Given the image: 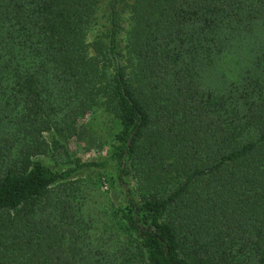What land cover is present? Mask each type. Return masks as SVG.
Wrapping results in <instances>:
<instances>
[{
  "label": "trees",
  "instance_id": "16d2710c",
  "mask_svg": "<svg viewBox=\"0 0 264 264\" xmlns=\"http://www.w3.org/2000/svg\"><path fill=\"white\" fill-rule=\"evenodd\" d=\"M100 1L0 0V264H264V0H132L126 65L109 0L105 81L86 41ZM234 54L238 78L206 87ZM74 96L75 119L101 96L120 128L108 156L55 170L38 156L54 98ZM112 163L124 242L84 260L86 226L57 189Z\"/></svg>",
  "mask_w": 264,
  "mask_h": 264
},
{
  "label": "rangeland",
  "instance_id": "374dc122",
  "mask_svg": "<svg viewBox=\"0 0 264 264\" xmlns=\"http://www.w3.org/2000/svg\"><path fill=\"white\" fill-rule=\"evenodd\" d=\"M108 2L109 0L100 1L95 21L89 27L86 36L89 55L98 61L99 76L103 81L109 79L113 72V65L106 54L109 27ZM131 3L132 0H121L118 5L121 23L118 37L119 48L124 54L120 57V62L124 65L127 64V57L123 47L126 45L128 31L132 25ZM245 53L248 55L246 51ZM226 59L227 64L223 67L204 73L203 83L206 87L219 90L223 87L225 79L238 78L243 64L238 61L235 54L228 55ZM54 99L58 111L56 116L58 129L45 134L48 142L46 153L38 158L54 167L55 170H65L79 162L98 160L108 156L120 126L104 97L97 96L91 109L76 119L70 115V109L80 104V97L74 96L70 100L67 97L62 100L56 97ZM3 127L2 125L1 131ZM68 127L72 128V133H67ZM139 169L140 167H137L139 173L132 170L133 177L128 179L137 201L144 195V181H141L143 179L138 176L142 175ZM58 191L69 194V197L74 199L77 214L86 226L84 230L86 239L83 243L84 260L102 259V251L113 252L117 242H124L125 236L119 229L116 210L125 202V194L118 185L113 163L102 169H83L60 186Z\"/></svg>",
  "mask_w": 264,
  "mask_h": 264
}]
</instances>
